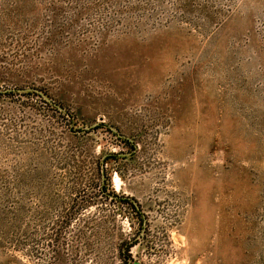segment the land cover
<instances>
[{
	"label": "rangeland",
	"instance_id": "obj_1",
	"mask_svg": "<svg viewBox=\"0 0 264 264\" xmlns=\"http://www.w3.org/2000/svg\"><path fill=\"white\" fill-rule=\"evenodd\" d=\"M28 89L68 114L0 96V264H123L118 153L136 259L264 264V0H0V90Z\"/></svg>",
	"mask_w": 264,
	"mask_h": 264
},
{
	"label": "flooded vegetation",
	"instance_id": "obj_2",
	"mask_svg": "<svg viewBox=\"0 0 264 264\" xmlns=\"http://www.w3.org/2000/svg\"><path fill=\"white\" fill-rule=\"evenodd\" d=\"M15 94H20V95H35V96H38L39 98H41L45 104H47L50 108L54 109L55 111H58V112H61L62 114H68L67 112L64 111V109L55 104L54 102H52L50 100V102H47L43 96L41 94H43L44 96L47 97L46 94H44L43 92H41V90H37V89H28V90H8V91H1L0 90V96H3V95H15ZM48 98V97H47ZM49 99V98H48ZM103 127V124H97V125H94L90 128H84L83 130H81L80 132H84V131H89L91 129H94L93 131L95 130H99ZM108 132L110 133H114V135L121 139L123 138L122 136L118 135L117 132L115 130H113L112 128H108ZM128 144H129V141H128ZM131 146V144L129 145ZM134 150V149H133ZM121 154H112L110 156L107 157V159H104L101 163V167H100V174H99V179H100V188L98 189V193L99 196L101 198H104L106 200H110L111 202L113 203H116V205H118L119 207L118 208H122L124 209V207L128 208L129 211L133 212L135 214V216L137 218H139V221H140V229H139V233H138V237H142V235L144 234L145 232V220L142 218V214H141V208L139 206V204L137 203L136 200H134L133 198H129V197H122V196H119L118 194H111L109 192V187H110V177H109V174H108V171L106 170L107 169V164L109 161L111 160H119ZM135 236L132 240H130L129 242H127L125 245H124V248L122 249L121 251V256H122V260H123V264H144L143 262H141L140 260L136 259L135 256L133 255V250L137 248V246L140 244V239L139 240H136L138 237Z\"/></svg>",
	"mask_w": 264,
	"mask_h": 264
},
{
	"label": "water",
	"instance_id": "obj_3",
	"mask_svg": "<svg viewBox=\"0 0 264 264\" xmlns=\"http://www.w3.org/2000/svg\"><path fill=\"white\" fill-rule=\"evenodd\" d=\"M42 96H43V98L47 101V102H50V100L46 97V96H44L43 94H41Z\"/></svg>",
	"mask_w": 264,
	"mask_h": 264
}]
</instances>
